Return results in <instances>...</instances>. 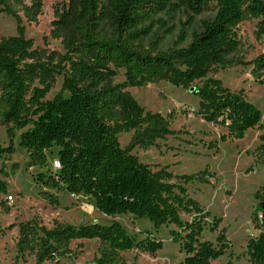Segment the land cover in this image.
Instances as JSON below:
<instances>
[{
  "label": "trees",
  "instance_id": "obj_1",
  "mask_svg": "<svg viewBox=\"0 0 264 264\" xmlns=\"http://www.w3.org/2000/svg\"><path fill=\"white\" fill-rule=\"evenodd\" d=\"M211 3L213 17L201 22L186 45L182 43L191 16L168 51L157 48L159 38L148 48L142 45L159 14L171 16L180 9L199 14ZM13 5L33 21L41 2L0 0V13L16 22V34L0 39V122L12 123L10 135L22 130L18 145L26 152L27 165L40 169L32 175L38 196L56 206L60 191L81 194L108 216L130 213L147 218L156 229L172 224L171 239L184 253L178 264H211L223 255L228 247L224 231L215 243L201 239L209 213L186 194L181 183L209 182L211 173L205 168L172 182L165 169L152 173L137 161L130 150L145 147L153 135L167 132L169 121L145 110L127 88L167 79L198 98L203 119L226 128L222 140L243 138L247 129L259 125L260 109L207 74L213 66L233 63L230 55L241 45L238 25L245 15L258 19L255 34L262 38L264 0H68L53 20L64 53L57 63L49 60L51 67L40 62L32 40L24 36L22 18ZM119 69L124 80L115 83ZM53 71L62 74V85L46 99ZM251 72L262 83L264 55L252 61ZM130 130L134 131L131 141L122 148L118 135ZM260 139L264 141V134ZM14 153L13 145L0 144V159ZM257 158L264 162V143L257 148ZM6 190L7 183L0 179V194ZM254 197L260 211L259 218L255 215L259 233L248 239L246 252L251 264H264V181ZM181 213L191 218L184 220ZM220 222L213 216L209 230H216ZM17 227L16 256L30 254L33 264H60L71 252L69 242L83 238L101 243L91 264H125L119 256L122 251L138 247L154 252L163 246L149 236L137 239L116 220L83 225L54 220L48 228L31 219Z\"/></svg>",
  "mask_w": 264,
  "mask_h": 264
},
{
  "label": "rangeland",
  "instance_id": "obj_2",
  "mask_svg": "<svg viewBox=\"0 0 264 264\" xmlns=\"http://www.w3.org/2000/svg\"><path fill=\"white\" fill-rule=\"evenodd\" d=\"M22 1L29 5L32 0ZM39 1L41 10L33 21L24 16L20 6L13 7L19 10L25 28L24 36L32 40L40 62L49 66V60L57 63L59 55L64 53L61 38L54 35L53 20L57 11L66 7L68 0ZM213 15L212 3L199 14L184 9L171 16L161 13L142 45L148 48L159 38L157 48L168 51L174 47L181 28L186 26L188 16H191L192 22L185 30L184 46L192 39L193 32L200 30L201 22L211 19ZM159 21H162V25ZM257 21L245 15L238 25L241 45L230 55L233 63L224 67L213 66L207 74V77L219 79L230 91L241 93L260 109V126L247 129L243 138L222 140L221 135L226 134V128L203 119L198 113V98L189 89L176 86L167 79L127 88L145 110L159 113L169 121L167 132L153 135L145 147L135 146L130 150L137 161L152 173L165 169L171 175L169 180L172 182L178 181L177 177L181 175L197 173L205 168L211 173L209 182L181 181L186 194L209 213L201 239L215 243L216 236L223 230L228 242L224 254L212 260L211 264H251L246 243L259 233L255 215L259 218L260 211L256 210L254 194L264 181V162L257 158V148L264 143L260 139V135L264 134V75L261 77L262 83H259L252 75L251 67L256 57L264 55V34L260 40L256 38ZM15 34L14 18L0 13V39ZM52 73L46 99H51L62 85V74L56 71ZM123 80V69H119L113 81L118 83ZM11 126L12 123L0 122V144H11L15 148V153L9 158L0 159V179L7 183L6 192L0 194V264H33L34 257L30 254L19 258L16 256L17 224L31 219L48 228L53 226L54 220L74 225L93 222L108 224L116 220L137 239L149 236L163 243L154 252L138 247L120 252L119 256L125 264H178L184 258L178 244L171 239L170 230L175 228L172 224L156 229L147 218H138L130 213L108 216L98 211L81 194L60 191L56 206L41 199L38 196L39 187L32 179V175L40 169L27 165L26 152L18 145L22 130L10 135L8 128ZM133 133L130 130L118 135L122 148L130 143ZM53 152L49 153L52 166L55 159ZM213 216L220 217L221 222L216 230L211 231L209 227ZM181 217L184 220L191 218L184 213H181ZM100 247L97 238L72 240L69 242L71 252L60 259V264H91L94 257L99 256Z\"/></svg>",
  "mask_w": 264,
  "mask_h": 264
},
{
  "label": "built area",
  "instance_id": "obj_3",
  "mask_svg": "<svg viewBox=\"0 0 264 264\" xmlns=\"http://www.w3.org/2000/svg\"><path fill=\"white\" fill-rule=\"evenodd\" d=\"M56 163V162H55Z\"/></svg>",
  "mask_w": 264,
  "mask_h": 264
}]
</instances>
